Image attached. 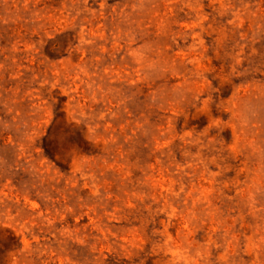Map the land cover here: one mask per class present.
Instances as JSON below:
<instances>
[{
    "label": "rangeland",
    "instance_id": "obj_1",
    "mask_svg": "<svg viewBox=\"0 0 264 264\" xmlns=\"http://www.w3.org/2000/svg\"><path fill=\"white\" fill-rule=\"evenodd\" d=\"M0 264H264V0H0Z\"/></svg>",
    "mask_w": 264,
    "mask_h": 264
}]
</instances>
